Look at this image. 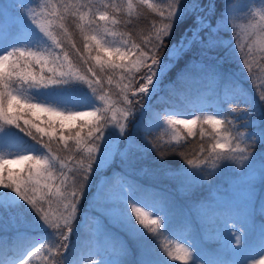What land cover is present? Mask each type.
I'll use <instances>...</instances> for the list:
<instances>
[{"label": "snow or ice", "instance_id": "1", "mask_svg": "<svg viewBox=\"0 0 264 264\" xmlns=\"http://www.w3.org/2000/svg\"><path fill=\"white\" fill-rule=\"evenodd\" d=\"M31 2L34 0H14L15 14H12V9L0 0V230L19 228L25 219L22 209L26 207L33 222L46 228L49 235L11 264H30L37 254H42L44 264H79L78 256L69 252L70 239L82 223L81 212L83 223L91 221L97 236L105 235L113 240L115 264H170L176 260L184 264H256L257 256L264 257V224L260 225L257 246L247 255L242 253L246 233L255 227L254 203L251 211L229 215L235 229L224 238L231 251L230 260L205 259L195 241L188 246L177 244L175 250L161 241L159 237L169 232L170 202L152 185L140 180L142 176L154 177L157 170L138 167L150 151L158 153L160 163L166 166L160 139L149 140L152 132L161 126L160 114L153 113L147 123L142 119L136 125L138 130H143L139 141L134 135L123 139L137 112L147 110L143 101H150L167 90L168 97L160 96L161 101L183 103L190 96L186 91H177V83L210 82L222 88L226 97L238 95L237 102L243 107L232 108L230 114L222 109L203 116L193 113L191 119L179 118L185 113L176 110L166 111L164 123L173 129L172 141L176 144L181 139L179 125L193 137L197 124L201 138L205 134L204 126L210 127L209 135L214 142L207 148L201 144L197 156L186 159L188 167L166 166L165 175L182 176L186 184L195 186L202 184L222 163L236 162L247 169L243 177H249L251 172L264 184V159L258 169L254 168L256 153L250 151L257 144L264 146V84L258 86V96L253 97L223 67L228 59L235 57V50L231 41L226 44L222 36L229 28L230 18L232 21L239 18L240 9L231 0L223 6L225 13L219 16L215 13L222 6L213 0H168L164 8L152 0H136V3L127 0L126 9L106 0H101L100 8L92 0L68 3L40 0L36 8L28 6ZM138 6L156 11L158 20L141 35L120 31V15L131 17ZM257 14L259 19L253 15V21L247 25L232 23V29L240 28L248 41L242 42L237 32L236 46L250 75L253 64L259 63L256 53H264V9ZM68 16L79 21L75 26L83 41L82 49L70 31ZM181 24L190 30V35L185 31L174 40ZM65 45L70 49L66 50ZM71 55L88 65L86 74ZM181 60L186 63L178 70L175 81L162 86L165 74ZM260 61H264V55ZM77 83L86 85L89 92L73 88ZM112 95L119 99L112 100ZM69 104L72 108L66 109ZM79 108L91 110H73ZM24 109L51 113L59 125L56 120H49L46 127H41L21 115ZM257 109L259 124L253 118ZM236 113L242 117L240 126L249 129L247 139L244 132L230 127L233 119L228 117ZM77 121L81 123L77 125ZM21 133L35 143L25 145ZM241 141L245 146H241ZM168 143L172 152L178 151L171 141ZM11 163H26L27 167L21 174L7 166ZM209 164L211 170H206ZM255 181L248 178L243 182L250 197ZM200 207L205 218L214 211L210 205ZM258 211L264 216V202ZM105 218L122 230L127 239L115 241L102 222ZM16 239L26 241L31 237L17 231ZM128 241L135 245L134 262L128 260L133 251ZM157 248L162 251L158 252ZM0 264L6 261L0 258Z\"/></svg>", "mask_w": 264, "mask_h": 264}, {"label": "trees", "instance_id": "2", "mask_svg": "<svg viewBox=\"0 0 264 264\" xmlns=\"http://www.w3.org/2000/svg\"><path fill=\"white\" fill-rule=\"evenodd\" d=\"M11 1H12V6L10 8L12 9L13 13H15L14 0H11ZM64 2L68 3L69 0H64ZM72 2H74V0H72ZM92 2L95 5V7L97 8L102 7L101 0H92ZM106 2L108 3L114 2L118 6L126 9L127 0H106ZM133 2L136 3V0H133ZM167 2L168 0H152V3L158 5L159 8H164ZM231 2H232V5L235 7L239 5L243 6L244 17H246L250 21H253L254 12L258 9V7L264 4V0H231ZM215 3H219L222 6L221 9L215 14L217 16L224 14L225 9L223 6L228 3V0H215ZM34 4H37V0H34V2L29 3L28 6L30 7V6H33ZM158 18H159L158 13L156 11L149 9L147 6H138L131 17L127 16L126 14L120 15L119 19L121 20V24L119 25V30L120 31H130L134 35H141V34L147 33L151 29L152 23L154 21H157ZM129 20H131V23H128ZM78 22L79 21L77 18L68 16L67 23L69 25L70 31H72L74 34V39L77 43V46L82 49L83 41L81 40L79 31L75 26L76 23ZM8 25L9 24L5 22L6 30L8 28ZM185 30H186L185 26H183L182 24L178 25L176 32L174 33L173 39L178 40ZM222 39L224 40L226 44L229 41H231V45H232V48L235 50V53H238V54L240 53L239 48L236 46L237 35H235V30L229 27L227 32L223 34ZM65 47H66V50L70 49V46L68 45H65ZM70 58L73 60V62L77 65V67L83 73L85 74L87 73L88 65H83L82 63H80L78 60V57L75 55H71ZM243 59H244L243 55L240 54L238 58L233 57V58L228 59L227 62L223 65V67L226 69L228 75L232 76L233 78L239 81L240 86L243 89H245L253 97H256L258 96V91H257L258 86L261 84H264V79L262 80V82L257 83L255 76H256L257 71H259V69H253V73H255V75H254V79L252 80L250 76L253 73L251 75L248 73L247 71L248 69L242 64ZM258 62H259L258 64L259 66L264 67V61H260V58H259ZM180 67L182 66L178 64L176 66L177 71H174L173 73H171L170 80H168V85H170L173 81H175L176 74L178 70L180 69ZM34 70L39 71V68H36ZM243 72L246 73L245 76L243 75ZM105 87L107 88L108 86L105 84ZM175 87L177 91L188 92L190 99L183 103L178 102L176 104H167L164 101L160 100V96H164L166 98L168 97V92L167 90H165V91H162L158 96H156L154 104H158L159 106H163V107L168 106V107L180 108L182 110H191L195 113V115H198V116L216 114V112L220 109H222L225 114H230L232 108H242L243 107L242 103L237 102L239 99L238 95H232V96L226 97L225 92L222 88H218L215 84H212L210 82L190 80L188 82L177 83ZM73 88L79 89L80 92H85V93L89 92L86 85H80L77 83L73 85ZM80 92H78L77 94H80ZM118 99H119L118 96L112 95V100L115 101ZM97 104L98 106L103 107V104L101 102L97 101ZM67 108H72V105L71 104L67 105L66 109ZM73 110H76V109H73ZM152 114L153 112H151L150 110H146L144 112V116L142 117V119L145 121V123H147L149 116ZM21 115L26 119H30L34 121L35 123L39 124L41 127H46L47 120L45 119L44 116H41L39 114L37 109H33L31 112L27 111V109H24L21 111ZM235 117H240V118H235ZM228 118L233 119V125L230 127H233L234 130L235 128H238L239 131L245 133V136L248 135L249 129H246L240 126L241 120H242L240 113L231 114L229 115ZM253 118L255 119V122L259 124L260 118H259L258 109ZM142 119L135 120L133 123H131L128 126V131H127V134L125 135V139L133 135L136 137L138 141L142 138L143 130L142 129L138 130L136 127V125L140 123ZM159 119H160L161 126L152 132V135L149 137V140H152L154 138L160 139L162 150L166 153V166L167 167L179 168L180 166H184V167L188 166L186 164V159H192L196 157L200 151L201 144H203L205 148H207L210 146V143L214 142L211 140V136L209 135V133L211 132V129L209 128V126L207 125L204 126L205 134H204V137L201 138L200 127H199V124H197L195 126L196 135L193 137H189L187 135L186 130L178 126V128L180 129L181 139L179 141V144H176L175 141H172V135L174 133L173 129L164 123L166 118H164L163 115L160 114ZM22 123L23 121L21 120V124ZM13 131H15V129H13ZM20 136L23 138L25 145L35 143L34 141H31L30 138L24 136L23 133H21ZM45 139L47 138L45 137ZM169 141H171L173 147L178 148L177 152H172L170 150L169 143H168ZM241 146L242 147L245 146L244 143H242ZM122 147H124V144L122 145ZM8 151L9 150L6 149L5 153H7ZM250 151H254L256 153L255 162H260L262 159H264V154H262L264 153V146L257 144L255 145L254 148L250 149ZM181 153L183 155H181ZM235 164L236 162L222 163L219 168L214 170L212 174L203 181L202 184L192 186V191L190 194L194 195L198 199L204 198L202 200L204 202L210 200L211 196L208 194L210 193V191L212 192L214 190V187L216 185L220 184L223 176L227 175L233 170H235L233 172V175H236L237 173H239L238 168L235 169ZM141 166H147L150 170H157L156 175L154 177L152 176L140 177V180H142L144 183L147 182L152 185H158V186H162L161 184L165 183L166 166L160 163L158 153L150 151L147 154V157L139 162L138 167H141ZM26 167H27V164L22 170H15V171H20L21 174H23V171L26 169ZM69 167H71V165H69ZM206 170H211L210 164L209 166H207ZM256 179L257 181H259L257 176H256ZM260 191L264 192V186L260 189ZM178 198L182 201V198L180 196L173 195L172 201L170 203V206H171L170 208H173L175 210L170 211L169 232L162 234L159 237V239L163 241L164 243L169 244L173 249L174 247L173 237L175 236L187 237L189 240L188 243L195 241L198 244V246L202 250V254L204 255L205 259H208V260H230L232 259L231 251L228 249L227 246L223 248L222 251H218V250L220 249L219 246L222 245L221 241L224 239L223 229H225L229 224L232 226V223H233V220L229 218V215L230 213L232 215H235L236 213L233 212L227 206H222L218 208L211 206V208L214 211L208 214L207 216L208 221H206L202 218L203 211L200 207L198 211L202 219V223H201V219L190 208H186L189 213L188 216L185 215L184 211L176 212V210L178 211V209L182 207V203L179 202ZM82 204L85 205L86 203L82 201ZM22 211L25 217L24 222L20 224L19 228L17 229L15 227H9L5 230H0V238H3L2 236L8 235V234L15 237L16 236L15 233L17 231H20V232H25L27 234L32 233L33 235H35V237H40L42 241L46 239V237L49 235L48 230L41 229V230L31 231L29 228L35 224L33 222L31 213L28 212V210L25 208H23ZM81 214H79L80 218H81ZM256 220L261 221L262 218H256V215L254 216L255 223L259 225V223H257ZM87 225L89 228V231H87L88 240L94 241V243L98 245L99 242L102 240V238L106 236L105 235L97 236L94 233L93 225L91 221L88 222ZM237 227L239 228V225H237ZM115 229H116L115 231L119 234L117 236L121 237L120 240L127 239L125 233L122 230H120L118 227ZM250 229L247 231L246 237L244 238V248L242 249V253L244 255H247L250 249H253L257 246L259 242V238H260V237L254 238L253 240V235L250 236L248 234ZM253 230L256 231L257 229L254 227ZM33 235H31L30 237L33 238L32 237ZM196 236H199V237L195 238ZM73 238H74V233L71 237V242L73 241ZM120 240H118V238L115 239V241H120ZM252 240H253L252 245L247 247V245H249ZM27 241L29 240L17 241L15 237L14 242L7 243L5 247L6 249H8V251L12 250L13 248L21 249ZM104 242L109 244V248H110V258L112 259V261L111 262L109 261V263L115 264V261L117 260V256L114 253H112L113 240L111 239L108 240L107 238H104L101 241V244ZM128 245L130 248L133 249L132 253L128 257V260L130 262H134L135 245L133 244L132 241H128ZM153 247H155V245H153ZM156 250L158 252L162 251V249L160 248H157ZM164 256L165 258H167L166 253L164 254ZM31 264H44L42 260V254H37L36 256L32 257ZM80 264H94V258L86 259ZM170 264H180V263L176 260V261H170Z\"/></svg>", "mask_w": 264, "mask_h": 264}, {"label": "rangeland", "instance_id": "3", "mask_svg": "<svg viewBox=\"0 0 264 264\" xmlns=\"http://www.w3.org/2000/svg\"><path fill=\"white\" fill-rule=\"evenodd\" d=\"M11 3H12L11 0H4V4L9 6V7H10ZM39 3H40V0H37V4H34L33 6H30V7L31 8H36ZM213 3H215V0H213ZM236 7L238 9H240V11L238 13L239 18L237 20H235V21H232L231 18H230V20H229V27L230 28H232V23L233 22H235L238 25H247L250 22L249 19L244 17L243 6L239 5V6H236ZM261 9H264V4L259 6L258 9L254 12L255 18L257 20L259 19V16H258L257 13ZM12 14H15V13H13V11H12ZM209 14L211 15L212 13H209ZM5 20H7L8 21L7 23L9 24V20H8V16L7 15L5 16ZM185 31H186V33L188 35H190V30H185ZM237 32H240V35H241V38H242V42L247 43L248 41H247V39L245 37H243V32L241 31L240 28H237L235 30V35H237ZM246 50L247 49H245V51ZM240 54L241 53H239V54L235 53V57L238 58ZM262 55H264V53L257 52L256 56H255V59L258 61V59ZM185 63H186V60H181L171 69V71L167 72L165 74L164 78L162 79V82H161L162 86L168 85V80H170L171 73H173L174 71H177L176 70V66L178 64H180L182 67H184ZM258 64L259 63H254L253 64V69H259V71H257L256 76H255V79H256L257 83L262 82V80L264 79V67L263 66L261 67ZM182 67H180V69ZM243 75L245 76L246 73L243 72ZM254 75H255V73H253L250 76V78L252 80L254 79ZM155 99H156V96H154L150 101L149 100L143 101V103L145 104L147 110H150L153 113L162 114L163 117L166 118V119H167L166 111L167 112H171L173 110L179 111L181 113H185L184 115H181L179 117L181 119H191L192 118L193 112H189L188 110H182L180 108H175V107L159 106L158 104H154ZM34 102H36V101H34ZM76 110L89 111L91 109H89V108H79V109H76ZM38 112H39V114L41 116H44L47 121L56 120L57 126L59 125V120L56 119L55 117H53L51 113H47V112H44L42 110H38ZM144 112L143 113L137 112L135 120L142 119V117L144 116ZM109 115H111V113H109ZM88 119L91 120L92 118L89 117ZM135 120H133L131 123H133ZM80 122L81 121H77L76 124L79 125ZM179 126L184 128L183 125H179ZM235 129H238V128H235ZM127 131H128V128L126 130V134H127ZM173 135H174V133H173ZM180 137H181V135H180ZM123 139H125V137ZM245 139H247V136H245ZM242 143H244V141H241V144ZM122 145H123V143H121V147H122ZM23 154H27V153H23ZM6 158L12 159L11 156H7V155H6ZM7 166L11 167L13 170H22L26 166V163H24V164L11 163L10 165H7ZM185 167H188V166H185ZM259 167H260V162H255L254 168L258 169ZM236 168H238L239 173H237L236 175H233V172L235 171V170H233L230 173H228L227 175L223 176L220 184L216 185L214 187V190L212 192L210 191V193L208 194V195L211 196V199L206 201V202L202 201L204 198L203 199H198L194 195L190 194L191 191H192V185L186 184L184 182V178L182 176H178V177L172 178V177H169V176L165 175V183L161 184L162 186L152 185V184L147 183V182H145V184L152 185L154 188H156L158 191H160L162 194H164L166 197H168L167 199H168V201L170 203L172 201L173 195L180 196L182 198V201L178 198L179 202L183 203L184 207L190 208L191 210H193L194 213L200 219H201V217L199 215V211L198 210H199L201 205L209 204L210 206H213L215 208L222 207V206H229V208L232 209V210L240 208V209H242V212L244 213L245 211H251V204L254 203L255 207L257 209V211L255 212V214L257 215L256 218H262L261 221L256 220L257 223H259V225H257L255 223V221H254L255 228L257 230L254 231L253 228H251L250 231L248 232V234L250 236L253 235V240H254V238H259L260 237V232H259L260 225L264 224V216L260 215L259 211H258V209L260 207V204L262 202H264V192H262V193L259 192V190L264 186V184H261L260 182H255L256 187L252 191V194H251V197H250L248 188L243 182H244L245 179H248V178H252L253 179L255 177L252 176L251 172L249 174V177H243L242 174L247 169L241 168L237 163L235 164V169ZM258 179H259V177H258ZM181 185H183V190H181ZM84 206H85V208H87V204H85ZM184 207H181L180 209H178V211L176 210V212L185 211L184 212L185 215L188 216V214H189L188 210L185 209ZM25 209H26V207H25ZM145 210L148 211L149 209H145ZM174 210L175 209L170 208V211H174ZM81 213L80 214H81L82 223H81V226L79 228H77L76 231L74 232V238H73L72 242H71V239H70L71 249H70L69 255H72L73 253H75V255H77L78 258H79V264L81 262H83L84 260L91 259V258H94V264H98V262L100 260H102V263H104V264H110L109 261L111 262L112 259L109 257V252H110L109 244H107L105 242L103 244H101V241L104 238H107V237H103L98 245L96 243H94V241L88 240L87 231H89V228H88L87 224L83 223V212H81ZM91 214L92 213H90V215ZM202 218L204 220L208 221V219L204 217V214H202ZM102 222L107 226V230L110 229L108 232H110L112 234V237L114 239H117V238H118V240L121 239L120 236H117L119 234L115 231L116 230L115 228H117V227L112 226L108 222V220L106 218L103 219ZM201 223H202V219H201ZM220 228H222V227H220ZM29 229L31 231H34V230H41V229L45 230L46 228L38 227L36 224H34ZM234 231H235V229H233L231 225L227 226L225 229H223L224 238L225 237H229L230 233H232ZM15 235H16V233H15ZM28 235L31 236L33 234L31 233V234H28ZM32 237L33 238L29 239V241H27L25 243V245L21 249L13 248L12 250L8 251V250L5 249V246L8 243L6 241L8 239L13 241L14 239L11 238L10 235H7L5 239L0 240V248L2 249L0 251V258H3L6 261V264H11V262H14L17 259V257L23 255L24 252L29 249V247L33 246L35 243L42 242L40 237H35V235H33ZM197 237H199V236H196L195 238H197ZM253 240L251 241V243L249 245H247V247L252 245ZM187 241H189L187 237H184V238L181 237V239H179V241L177 243L178 244L184 243L185 246H188ZM221 242H222V245L219 246L220 249L218 251H222L223 248H225V246H227L226 243H224V239ZM177 243H174L173 250H175V246L177 245ZM233 247H235V245H233ZM104 252H106V253H104ZM31 261H32V259H31ZM31 261H30V264H31ZM177 261L180 264H184V262L181 261V260H177ZM256 264H264V257L257 256Z\"/></svg>", "mask_w": 264, "mask_h": 264}]
</instances>
